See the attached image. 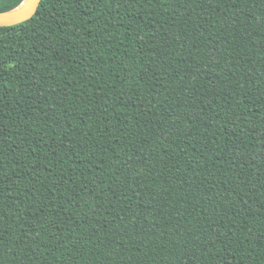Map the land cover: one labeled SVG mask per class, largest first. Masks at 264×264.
<instances>
[{
  "label": "trees",
  "instance_id": "obj_1",
  "mask_svg": "<svg viewBox=\"0 0 264 264\" xmlns=\"http://www.w3.org/2000/svg\"><path fill=\"white\" fill-rule=\"evenodd\" d=\"M0 264H264V0L0 27Z\"/></svg>",
  "mask_w": 264,
  "mask_h": 264
},
{
  "label": "water",
  "instance_id": "obj_2",
  "mask_svg": "<svg viewBox=\"0 0 264 264\" xmlns=\"http://www.w3.org/2000/svg\"><path fill=\"white\" fill-rule=\"evenodd\" d=\"M42 0H32L30 6L19 11L18 8L0 12V27L14 26L32 19L38 12Z\"/></svg>",
  "mask_w": 264,
  "mask_h": 264
},
{
  "label": "bare ground",
  "instance_id": "obj_3",
  "mask_svg": "<svg viewBox=\"0 0 264 264\" xmlns=\"http://www.w3.org/2000/svg\"><path fill=\"white\" fill-rule=\"evenodd\" d=\"M31 2H32V0H25V1L21 4V6L18 8V10L21 11V10H25V9H27V8L30 6Z\"/></svg>",
  "mask_w": 264,
  "mask_h": 264
}]
</instances>
